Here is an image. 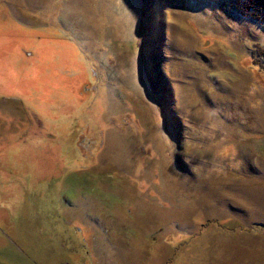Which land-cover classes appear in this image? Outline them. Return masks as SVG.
I'll return each mask as SVG.
<instances>
[{"label":"rangeland","instance_id":"1","mask_svg":"<svg viewBox=\"0 0 264 264\" xmlns=\"http://www.w3.org/2000/svg\"><path fill=\"white\" fill-rule=\"evenodd\" d=\"M237 0H0V264H264V23Z\"/></svg>","mask_w":264,"mask_h":264},{"label":"trees","instance_id":"2","mask_svg":"<svg viewBox=\"0 0 264 264\" xmlns=\"http://www.w3.org/2000/svg\"><path fill=\"white\" fill-rule=\"evenodd\" d=\"M235 4L243 16L264 23V0H237Z\"/></svg>","mask_w":264,"mask_h":264}]
</instances>
